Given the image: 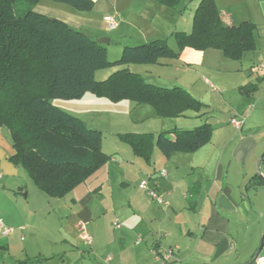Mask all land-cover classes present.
<instances>
[{
	"label": "crops",
	"instance_id": "1",
	"mask_svg": "<svg viewBox=\"0 0 264 264\" xmlns=\"http://www.w3.org/2000/svg\"><path fill=\"white\" fill-rule=\"evenodd\" d=\"M199 1L182 0L177 7L169 8L156 0H93L88 10L70 5L55 6L52 17L91 38L108 37V44L112 38L105 34L103 21L106 15H115L118 24L113 34L117 44L136 45L158 38L168 41V36L173 39L174 31L190 32ZM215 2L225 24L250 20L255 25V48L245 52L240 60H231L216 49L186 47L177 58L121 66L141 74L156 86L179 87L203 106L199 111L186 110L178 116H160L149 104H136L126 99L113 102L90 92L93 97L109 102L102 103L104 108L93 113H109L105 121L108 128L107 125L96 128L101 132L105 128L109 131L110 139L106 143L102 138V150L109 158L60 197L67 198L64 201L52 203L40 197L39 203L29 204L18 199L17 194L23 191L24 175L22 168L9 159L14 153L9 130L0 127V219L13 229L6 236L0 234V243L7 246L6 250H0L3 252L0 264H17L18 260H27L30 264L48 253L46 249L64 244L73 250L52 252L58 256L54 264H156L152 252L155 247L159 250L173 248L174 257L166 264L252 263L253 260L249 261L264 233V226L259 227L262 211L257 224L251 218L257 215L258 204L262 206L263 203L264 208V158L259 173L256 172V160L264 151V68L261 66L264 61V0ZM35 11L46 15L45 10ZM106 51L108 56V48ZM118 69L121 68L97 70L94 78L104 80ZM209 77L218 81L225 91L236 89L242 103L235 111L251 105L238 132L226 135L228 127L223 125L224 120L223 124L219 120L218 130L222 137L214 140L212 130L211 138L195 151H175L169 155L154 144L148 158L135 154L131 146L120 139L119 134L127 132L156 135L173 129H191L204 122L212 126L208 113L215 102L206 91L212 88ZM233 78L234 82L229 85ZM253 83L257 85L256 90L242 95L239 88ZM75 116L86 124L80 114ZM161 170H165V177L159 176ZM152 178H158L156 191L168 201L167 207L150 200L138 187L142 180H148L152 186ZM24 195H28L27 190ZM43 211L48 215L58 211L60 215L65 213L68 229L54 235L40 222ZM114 221L120 226L115 227ZM80 223L91 236L89 250L76 245L77 241L86 245L79 234ZM259 254L264 255V245Z\"/></svg>",
	"mask_w": 264,
	"mask_h": 264
},
{
	"label": "trees",
	"instance_id": "2",
	"mask_svg": "<svg viewBox=\"0 0 264 264\" xmlns=\"http://www.w3.org/2000/svg\"><path fill=\"white\" fill-rule=\"evenodd\" d=\"M39 0H0V127L9 130L14 153L9 157L24 169L35 186L48 197H63L83 182L108 158L102 150V132L51 102L53 98L78 99L91 92L113 102L131 100L151 105L160 116L199 111L203 103L187 91L147 82L126 68L97 81L95 71L128 64H152L177 58L188 47L216 49L240 60L255 48V25L243 20L225 24L215 0H200L190 32L172 33L176 47L164 38L123 45L109 60L104 44L65 21L33 10ZM78 10H88L93 0H55ZM177 7L182 0H156ZM255 83L239 88L242 95L256 90ZM212 126L204 122L191 129L153 133H121L134 153L150 156L153 145L165 155L192 152L206 143ZM0 243V250H6ZM17 264H27L18 260Z\"/></svg>",
	"mask_w": 264,
	"mask_h": 264
},
{
	"label": "rangeland",
	"instance_id": "3",
	"mask_svg": "<svg viewBox=\"0 0 264 264\" xmlns=\"http://www.w3.org/2000/svg\"><path fill=\"white\" fill-rule=\"evenodd\" d=\"M183 1H188V0H183ZM58 5H68V4H65L63 2H58L55 0H39L38 2H36L34 4L33 10H45L46 15L49 17L50 16L52 17V16H55L54 15L55 13H54V11H52V8L55 6H58ZM99 9H100V6L98 5L97 6V12H99ZM105 30L107 31V32H105V34L108 33L107 36H110V38H112L111 43H108V44L104 43V45L106 44L105 47L108 48V52H109L107 57L109 58V60H110V58H113L112 60H115L119 57L123 45H120L119 43L117 44V42L115 41L113 29L112 30L107 29L105 26ZM99 38H102V37L101 36L96 37L95 40H98ZM106 38H108V37H106ZM167 38H169L168 42L170 43V45H172L174 47L175 44H174L173 39L170 36H168ZM218 51H220V50H218ZM115 68H122V67L117 66ZM219 68L221 70L223 69V67H219ZM224 75L227 76V75H229V73H224ZM97 76H98V74L96 75V77ZM208 76H210V75L208 74ZM226 76H221L220 78L226 79ZM95 80H97V79H95ZM209 80H210L212 88L206 89V91H208L207 95L208 96L211 95V99L215 102V105L209 109V113H208V115H210L208 117V120H210V122L213 126V130H214L213 139L216 140L218 137H222L221 131L218 130L220 128L218 126L219 120L221 121L220 124H223L225 122L223 125L225 127L226 126L228 127V128L226 127L228 129L226 131V133H228V134H226V135L232 136L233 134H235L239 130H236L231 125V122L229 119L231 116L233 117L237 113L242 112V111H235L236 108H238V106H240V103H242V99L238 98L239 93L236 91V89L225 91L222 89L223 87H221L219 85L218 81H214L210 77H209ZM233 82H234V78L230 79L229 85H231ZM85 94L86 95L81 100H80V98H78V99L53 98V99H51V102L53 104H55L56 106L60 107L61 109L65 110V111L68 110L72 114H75V115L80 114V116L85 120L87 126L90 128H99V127H102L103 125H107V128H108L109 124L105 122L108 120V115H109L108 111H105L104 114H102V115H99V114L94 115L93 113H97L96 109H103L104 108L102 103H109V102L106 99H99V98L93 97L90 92H87ZM89 99H91V100L88 101ZM95 101L99 102V104H95ZM222 120H224V122ZM228 122L230 123L231 126H229ZM108 132L109 131H107L106 128L104 129V131H102L103 139H104L105 143L107 140L110 139ZM105 148H107V147L105 146ZM258 158H257V160H258ZM257 160H256V172H257V169H260L262 167L261 166L262 164L259 165V168L257 167ZM21 171L24 175L23 176L24 185H23V191L17 194L19 197L18 199H20L22 201H26L29 204L36 203V202L39 203V200L41 199L40 197H43L44 201H50L52 203L55 201H64L65 199H67V198H57V197L46 196L45 194L40 192V190L35 186V184L32 182V180L28 176L27 172L25 170H22V169H21ZM25 190L28 191L27 196L24 195ZM251 193H254V192H251ZM149 199L151 200L150 196H149ZM257 207H260L258 210H256L258 212L257 215L253 214V216L251 218H252V220L255 219L256 224H257L258 221H260V219L258 218L259 212L262 211L263 218L261 221V225L259 226L262 229L264 226L263 203H262V206L260 204H258ZM60 214H61V212L58 211V212H54V213L51 212V214L48 215L47 213H45V211H43L42 214L39 216L40 222L42 224H46L50 228L49 230H51L54 233V235H57V234H59V232L61 233L62 231L65 232V230L68 229V226H67L68 224H66V221H67L66 214L65 213L63 215H60ZM57 215L59 216L58 218L56 217ZM76 245H78L83 250H89L88 244L84 245V244H82V241H81V243H80V241L79 242L77 241ZM54 247L55 248H53V249L52 248L46 249V250H48L47 251L48 253H45L44 256L37 257V260H35L34 262H31L30 264H54V263H57L58 256L52 255V252H57L58 250H65L66 252H70V250H73V248L71 246L65 245V244L58 246V247L57 246H54ZM1 254H3V252ZM50 256H52V257L50 258Z\"/></svg>",
	"mask_w": 264,
	"mask_h": 264
},
{
	"label": "built area",
	"instance_id": "4",
	"mask_svg": "<svg viewBox=\"0 0 264 264\" xmlns=\"http://www.w3.org/2000/svg\"><path fill=\"white\" fill-rule=\"evenodd\" d=\"M117 19L115 15H106L104 17V25L107 29H114L117 27ZM261 66L264 68V61L261 63ZM251 109V105H247L241 113H237L235 116H233L230 120L231 125L236 129H241L243 122L245 120V117L248 115L249 111ZM160 177H165L166 172L165 170H161L159 172ZM152 186L149 185L148 180H142L138 183V187L142 190H144L148 196H150L152 199H154L158 204L162 205L163 207H167L169 205L168 201L163 198L160 194L157 193L156 187L158 186V178H152L151 179ZM113 225L115 227H119L120 223L118 221H114ZM12 227L5 226L1 219H0V234L2 236H6L9 233L12 232ZM78 230L81 239L86 243H91V236L84 230L83 225L80 223L78 225ZM152 252L155 256V259L157 261L156 264H166L170 259L174 257V250L173 248L169 247L164 250H159L156 247L152 249ZM251 264H264V255L257 254L254 260Z\"/></svg>",
	"mask_w": 264,
	"mask_h": 264
},
{
	"label": "water",
	"instance_id": "5",
	"mask_svg": "<svg viewBox=\"0 0 264 264\" xmlns=\"http://www.w3.org/2000/svg\"><path fill=\"white\" fill-rule=\"evenodd\" d=\"M97 41H98L99 43H101V44H104V43H107L109 40H108L107 38H99ZM263 158H264V152L259 156V158H258V160H257V167H258V168H259V165H260L261 161L263 160ZM257 172L259 173V169H257ZM263 245H264V235H262V237H261V241H260V243H259V246H258L257 250L255 251L253 257H252L251 260L249 261V263H250L252 260H254V258L256 257L257 254H259V252L261 251Z\"/></svg>",
	"mask_w": 264,
	"mask_h": 264
}]
</instances>
